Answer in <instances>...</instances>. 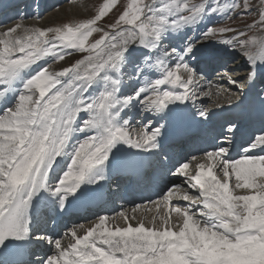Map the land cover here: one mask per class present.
<instances>
[{
	"label": "snow or ice",
	"instance_id": "snow-or-ice-1",
	"mask_svg": "<svg viewBox=\"0 0 264 264\" xmlns=\"http://www.w3.org/2000/svg\"><path fill=\"white\" fill-rule=\"evenodd\" d=\"M116 3L104 0L97 14L83 21L44 28L18 23L0 33V104L4 105L0 109V255L4 264H23L11 257L32 242L33 213H39L42 202L50 204L51 211H67L71 200L87 197L90 190L84 186L104 179L121 152L120 145L143 151L157 147L160 128L141 129L135 137L129 132L124 114L135 107L134 101L143 105L145 113L166 114L169 105L190 98L195 73L186 59L194 54L195 45L189 39L182 49L173 46L169 53L164 41L219 9L204 0H127L109 31L97 27ZM259 16L264 30V10ZM226 31L231 29L208 28L202 35L215 37ZM98 32L102 34L90 43ZM237 43L253 66L264 64V35ZM73 51L86 55L58 71L45 66L48 60L64 61ZM130 65L134 67L129 74ZM152 73L158 78L148 79ZM255 76L250 71L248 80ZM139 77L145 79L136 87ZM234 128L229 126L230 131ZM257 148L264 152V135L244 151ZM203 160L206 163L196 164L195 175L189 174L188 163L175 173L187 177L188 188L198 195L179 186L169 189L162 202H155L157 210L164 204L165 214L154 215L151 226L146 227L143 219L133 226L121 212L126 226L113 228L107 216H100L83 235L73 230L74 242L67 248L56 240L55 254L35 264H264V155L233 159L229 148L219 147L206 152ZM57 169L59 176L54 175ZM237 189L248 194L237 195ZM173 199L188 201L199 211L170 207ZM173 213L178 230L173 229Z\"/></svg>",
	"mask_w": 264,
	"mask_h": 264
},
{
	"label": "bare ground",
	"instance_id": "bare-ground-1",
	"mask_svg": "<svg viewBox=\"0 0 264 264\" xmlns=\"http://www.w3.org/2000/svg\"><path fill=\"white\" fill-rule=\"evenodd\" d=\"M4 4H5V2L0 3V7L2 5H4ZM2 8L3 9L7 8V5L2 7ZM9 28L10 27H6L5 30L4 31H0V33L5 32ZM184 34H185L184 30H182L179 33H173L170 36L169 39L164 41V45L172 44L174 47H176L178 49H182L184 47V45H185V42H183L184 38H185V36H183ZM207 57L208 58H205V59H204V57L203 58L200 57L198 59H203L201 61H203V63L206 64L208 61H213V59H211V58H217L218 57L217 58L218 60L216 62L221 61V60L223 61V59L226 58L223 55V52H221V53L219 52L218 54H216L214 51L211 52L210 55H208ZM233 57H234V55H230V59L233 58ZM206 59H208V61ZM193 62H194V59H192V58H190L188 56L187 60H186V63L190 64V63H193ZM168 63L174 66L175 61L170 59L168 61ZM238 65H242L243 67H245L246 65H249V67L251 68L250 71L264 73V64L257 63L255 66H253L250 61L248 63H243V62L240 61V62H238ZM238 65H236L234 67L235 70H236V67H238ZM210 69L212 71L215 70L216 69V65L212 64V65L208 66V70H210ZM52 70H55V68L52 67ZM152 75H153V73L150 74V76H147V78L148 79H152V77H153ZM245 75L247 76L248 74L246 73ZM234 77H235L234 75H231V76H229L227 78V76L222 71H219V73H217V75L214 77V79L212 81H210V79H209L210 78V74H208L207 76L204 75L201 78H199V75L195 74V80L189 86V97L190 98L187 101H185L184 103L177 102L182 107V114H178L177 117H174L172 115L167 116L165 113H159V114L150 113L152 115L151 117L154 119L153 123L149 122L148 124H144V122H142V121L138 122L137 124H133L132 123V121H131L132 120L131 119L132 115L134 113H136V111H138L139 109L142 108V104L140 102L134 101L135 107H132L131 109H127L125 111V114H124V118L129 121L128 130L133 135V137H135V135L141 129H145L146 128L147 130H151L155 126H156L155 128H160V136L158 137V144H157V147L155 149H149L147 151H143V150H139V149H134V150H137V151L142 152L143 154H146L149 151H153L155 153L160 152V147L161 146L167 148L164 144L166 142L171 141L175 137L174 131H175V129H177L179 127V125L175 126L176 125L175 122H176V120H179L180 117L182 116V118H189V117L194 118L195 121L200 123L202 127H205V130H204V135L205 136L204 137H197L196 136L195 139H194V142L192 144H190V143L185 141L182 144L183 147H181V148L184 149L185 152H187L188 149L189 150L195 149V150H197V152L198 151L199 152L208 151L209 150L208 149L209 144H211V142L213 141L214 137H216V136L218 137L221 134V131L224 129V124H229L231 122V120L228 117L229 114L226 115V113L229 111L230 114H234L235 112L238 114L239 112L242 113L243 110H244V109L239 110L238 101H236L234 103H231V104H227V105L218 104L217 105V109H216V113H212V114L209 113V110L207 108V104L209 102H214V101H216L218 99V96L215 95L216 92L217 93H222L223 90H225L227 88H232L228 84V82L233 83V81H236V79H234ZM258 77H260V76H258ZM183 78L186 80L187 79V74H186V77H183ZM201 81H202V83H204V86L202 87L204 89V92L202 91V93L200 94L199 91L196 90V88H197L198 84ZM162 87H170V86H162ZM198 89H199V87H198ZM233 90H235V88ZM179 91H184V90L183 89H179ZM203 103H205L204 106L202 105ZM253 104L254 103L252 102L251 103V109H247V110L251 111L252 113H253V110H256L254 112V116L257 117L259 115V117L257 118V121L262 119L263 120V125L256 126L255 128H253L252 126H250V124L248 125V122L245 124V126L248 127V129L246 128L244 133H240L239 134V138L241 140H243V143L247 142V144L245 145L244 148H250L251 143L254 142L255 139L258 136H260V135H256V134L262 133L261 135H264V116H263V118L261 117L262 113L264 111V99L260 100V103L254 105V106H253ZM169 106H171V105H169ZM3 107H4V105L0 104V109H2ZM202 111L205 113V116H203V117L200 115V112H202ZM128 113H130L129 117L126 118V115H128ZM142 113H145V112L142 111ZM166 113H168V112H166ZM145 115H146V113H145ZM84 116L85 115H83V118H84ZM146 117L148 118V115H146ZM248 117H249V115H248ZM235 120H237V119H235ZM179 124H181V121H179ZM239 124H240V120L235 125V127L237 128ZM213 125H215L216 127L219 128V132L217 134H215L214 132H212V133L210 132V129H211V127ZM137 128H139L140 130H138ZM172 128H173V130H171ZM206 131H207V134H206ZM247 133H249V136L244 137L243 135L247 134ZM188 138L189 137H187L186 140ZM119 147L121 148V152H124L126 156L134 157L136 155V154H132L131 152L127 151L125 149L124 145H120ZM237 149H239L238 158H240L241 156L245 155V154H242L243 150L240 149L239 146L237 147ZM215 150H218V149H215ZM179 151H181V150H179ZM254 151H255V153H253L254 155H264V152L260 151L259 148L255 149ZM121 152H119L117 154V159L115 161H113L111 165H109L108 169L106 170L104 179L100 180L98 182L105 181L106 176L108 174H111L115 170L116 165H117V163L119 161V155H120ZM179 153L180 152H178V150H176L173 153V155H172V161H175V160H179L180 161L178 163V165H176V167L174 169H171V163H167L168 160L166 158H162V155H161V157L159 159H157V161L159 163V166L157 168V172L156 173H157V175H159L160 178H162L165 181L164 183H166L165 187H164V190L162 191V193L158 197H156V198H154V199H152L150 201H143V202H138V201H136L135 198H132V201L129 202V201H127L126 199H124L122 197L121 198V202L117 203V201H120V196H121L122 190H120L119 187H115L114 191H116V193H115L114 196L117 198V201H115V203L117 205V208L113 209V206H110L108 204V205H106L107 211H101V209L103 207L102 206L96 212H94V213H97L95 215L101 214L100 216H107L109 218L108 223L113 228L115 226H117V225L120 226V227H125L126 225H125L124 219L122 217H120V215H119L121 212H124L127 215V217H128V222L131 223L133 226H135L138 222H140L141 219H143L144 222H145V226L149 227V226H151L149 224V221L152 219V217L154 215L164 216V214H165V206H164V204L161 203L159 209L157 210L155 202H159L160 199H162L160 201V202H162L163 201V196L165 195V193H167L169 191V189H172L174 191L175 190L174 186H179L181 191H185L186 190L190 194L194 193L195 195H198V191L197 190L188 188V185L185 183V179L187 177L175 174L176 170L182 164H184V161L188 160V159H186L188 157V153H185L184 157H180ZM230 154H231V151H230ZM204 155L205 154H203L201 156L199 155V156L193 157V159L191 160L192 161V163H191L192 170L189 171L190 175H195V172H196V167L195 166H196L197 163H201V162H205L206 163V161L203 160ZM54 175H56V176L61 175L60 170L57 169V171L54 173ZM217 175H218V173H217ZM220 179H223V178H220ZM178 180H179V183H177ZM231 181L235 182L234 177L232 178ZM143 182L145 183V187L146 188L150 187V188L155 189L154 181L143 180ZM55 183H56L55 180L50 182L52 187L55 186ZM94 185H96V184L88 185V186H84V187H86L87 189L90 190V188L92 186H94ZM234 185H235V183L232 184L233 187H234ZM244 191H246V190H244ZM235 193L237 195L248 194L247 192H245V193L244 192H239L238 190H235ZM69 200H71V197L69 198ZM152 203L154 205H152L150 210H147L150 207L149 205L152 204ZM182 203L185 204L184 207H193L195 211H199V207L198 206H192L190 204V202H188V201L177 200V199H173L171 201L170 207H177L176 205H172V204H182ZM74 204H75V200H71V204L69 206L72 207ZM179 207H181V206H179ZM133 209H136V211L133 212ZM94 213H89L86 216V218L90 217ZM40 216H41V214H39L37 218L39 219ZM100 216L91 219L87 223H84V222H86V218H83V220H81V222H82L81 224H77L76 225V223H71L66 228V231L60 232V234H59V236L57 238H52V237H50V235L45 236V238L43 237V240L40 243L42 248L39 247V244L37 245V247L35 245L32 248V249H34L36 251V255L32 257L33 258V263L32 264H35V262L38 261V260H46L49 256L55 254L56 250H55L54 242L56 240H60L61 241V246L64 247V248H67L71 243L74 242L72 240V237L70 236V233L73 230H77V235H83L85 230L87 228L92 227L93 224L98 221V218ZM133 217H135V219H133ZM171 221H172L173 229L175 230V228H176V230H178L177 225H178L179 221H178V218L174 215V213H173V215H171ZM37 222H39V221L38 220L37 221L34 220V224L35 225L37 224ZM155 223H156V226L159 227L160 220L157 219L155 221ZM80 225H84L85 228L81 229ZM50 227L51 226L49 225L48 228H50ZM62 233H64V235H62ZM49 240L53 241V243L50 244Z\"/></svg>",
	"mask_w": 264,
	"mask_h": 264
},
{
	"label": "rangeland",
	"instance_id": "rangeland-1",
	"mask_svg": "<svg viewBox=\"0 0 264 264\" xmlns=\"http://www.w3.org/2000/svg\"><path fill=\"white\" fill-rule=\"evenodd\" d=\"M103 2L104 0H49L45 4V6L41 7L40 9L38 8V5L34 8L32 7L27 8L23 6L18 12L8 13V11H6L1 13L0 31H4L6 27L11 28L18 23H21L24 26H29V27L38 26L44 28L49 26H60L66 22L83 21L94 17L97 14L99 7L103 4ZM193 2L199 3L201 2V0H193ZM204 3L210 5L211 8H217L219 10L216 13H212L211 11H209V13L205 16V18L202 21H200L198 24L184 28L183 30L185 34L183 36H185V38L183 42L186 43L189 41V39H191V41L195 45L194 55L196 56H199L198 54L199 52H210V51L211 52L214 51L217 53L223 52V55L226 58L223 59V61L221 60L218 63H216L215 70L207 71L208 73H210V76L212 75V77L209 78L210 81L213 80V78L217 75V73H219V71H222L227 76V78L231 75L236 74L238 71H239L238 74L240 73L248 74V72H250L251 70L249 65H246L245 67H243L242 65H238V62L240 61L243 63H248L249 60L243 54V50L241 49L237 41L247 39L248 37L253 35H256L257 37L264 35V30H262L260 27L261 21L259 16V12L261 10H264V0H204ZM126 4H127V0H117V3L112 8V10L100 21H98L96 26L103 28L105 31H109L110 29L108 26L116 21L118 16L124 11ZM2 9L3 8H1L0 10ZM250 25L252 26L251 28L249 27ZM208 28H214V29L227 28V29H231V31H226L224 33L217 32L215 37H205L202 35V33H204ZM240 33H244V35L241 36ZM101 34L102 33L99 32L94 33L89 38V42L90 43L94 42L96 39L99 38ZM225 40L232 41V43L224 44L223 41ZM164 47H166L169 53H171V48L173 47L172 44L164 45ZM66 51H72V50H66ZM83 55H86V53L73 51V54L71 56H66L64 61L53 62L51 60H48L45 66H50L51 70L52 67H54L55 70L53 71H58L64 67L70 66L76 60L81 59ZM230 55H234V57L230 59ZM188 65L193 70L194 73L196 72L195 73L196 75H199V78L202 77L199 73V70L198 69L196 70L195 65H191V64ZM236 65H238V67H236L235 70L234 67ZM133 67H134L133 65H130L129 68L126 70V72L130 74L132 72ZM186 74L187 73H183L182 74L183 77H186ZM144 79L145 77H139L140 83H137L136 86L140 87L139 85L143 82ZM125 82L128 83V75H125ZM261 85L262 86H261L260 95H264V79L262 80ZM203 86L204 83H202L201 81L196 88V90L199 91L200 94L202 93V91L204 92V89L202 88ZM127 91L128 89H125L126 93ZM215 95L218 96V99L214 102H209L207 104V108L210 114L216 113L218 104L227 105L234 103L239 99L237 98V90L235 91L233 90V88H227L223 90L222 93L216 92ZM235 98L237 99L234 100ZM258 103H260L259 100H257V104ZM202 105L204 106L205 103H203ZM142 108L136 111V113L132 116L131 118L132 123L137 124L140 121L144 122V124H148L149 122L153 123L154 121L152 119L147 118L146 115L142 113ZM147 115L148 117L152 116L150 113H147ZM128 116L129 115H127L126 117ZM260 124L262 123L253 122L252 126L255 127ZM137 129L140 130L139 128ZM212 131L216 132L217 130H215L214 128L212 129ZM186 163L190 165L189 171L192 170L191 168L192 161L187 160ZM217 173L219 178H223V175L219 171H217ZM177 183H179V180L177 181ZM231 183L233 184L235 182L231 181ZM237 190L239 192H244V193L247 192V190L246 191L242 189H237ZM190 195H195V194L191 193ZM161 200L162 199H160V201ZM153 203L149 205L150 206L149 208L147 207L148 209L147 208L146 209L150 210L152 205L155 204ZM172 205L181 206V207L185 206L184 203L172 204ZM100 215L101 214L94 215L89 219L86 218L87 220L84 223H87L91 219L96 218Z\"/></svg>",
	"mask_w": 264,
	"mask_h": 264
}]
</instances>
